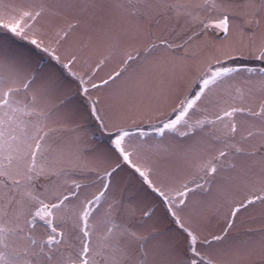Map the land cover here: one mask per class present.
Listing matches in <instances>:
<instances>
[{
  "label": "snow or ice",
  "instance_id": "1",
  "mask_svg": "<svg viewBox=\"0 0 264 264\" xmlns=\"http://www.w3.org/2000/svg\"><path fill=\"white\" fill-rule=\"evenodd\" d=\"M257 255L264 0H0V264Z\"/></svg>",
  "mask_w": 264,
  "mask_h": 264
},
{
  "label": "rangeland",
  "instance_id": "2",
  "mask_svg": "<svg viewBox=\"0 0 264 264\" xmlns=\"http://www.w3.org/2000/svg\"><path fill=\"white\" fill-rule=\"evenodd\" d=\"M215 39H217V40H222L223 39V36L222 37H218V38H216L215 37ZM183 78H185L186 79V81H185V83H184V87L186 88V86H187V83L191 80V78H192V73L191 72H189V73H186L184 76H183ZM186 85V86H185ZM180 92H183L184 90H185V88H180V86L178 87V85H177V87H176ZM252 215H254L255 217H256V220H254V221H250L249 222V224H246V225H244L243 227H248V226H251V227H258V225H259V209H257V210H255L253 213H252ZM240 239H245V237L244 236H240L239 237ZM261 261V258L257 255V256H252V257H250V258H248L245 262H244V264H252V263H256V262H260Z\"/></svg>",
  "mask_w": 264,
  "mask_h": 264
},
{
  "label": "bare ground",
  "instance_id": "3",
  "mask_svg": "<svg viewBox=\"0 0 264 264\" xmlns=\"http://www.w3.org/2000/svg\"><path fill=\"white\" fill-rule=\"evenodd\" d=\"M222 37V36H221ZM217 38V37H216ZM185 81H186V79L185 78H181V79H179L178 81H177V83H176V87H177V85H178V87L180 86V88H184V83H185Z\"/></svg>",
  "mask_w": 264,
  "mask_h": 264
},
{
  "label": "water",
  "instance_id": "4",
  "mask_svg": "<svg viewBox=\"0 0 264 264\" xmlns=\"http://www.w3.org/2000/svg\"><path fill=\"white\" fill-rule=\"evenodd\" d=\"M221 36H223V34L222 33H217L216 35H215V37H221Z\"/></svg>",
  "mask_w": 264,
  "mask_h": 264
},
{
  "label": "crops",
  "instance_id": "5",
  "mask_svg": "<svg viewBox=\"0 0 264 264\" xmlns=\"http://www.w3.org/2000/svg\"><path fill=\"white\" fill-rule=\"evenodd\" d=\"M186 86V85H185ZM185 88V87H184ZM252 264H262V262L260 261V262H256V263H252Z\"/></svg>",
  "mask_w": 264,
  "mask_h": 264
}]
</instances>
